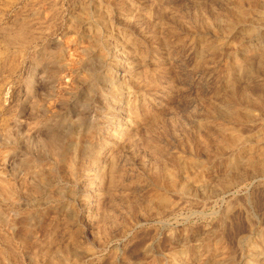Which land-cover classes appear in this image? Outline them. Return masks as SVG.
<instances>
[{
    "label": "rangeland",
    "instance_id": "obj_1",
    "mask_svg": "<svg viewBox=\"0 0 264 264\" xmlns=\"http://www.w3.org/2000/svg\"><path fill=\"white\" fill-rule=\"evenodd\" d=\"M16 6L6 14L0 7L5 28L24 33L0 63V125L18 121L13 142L0 141L2 264H264V0H19ZM35 6L43 14L22 19ZM73 39L82 43L66 48ZM92 43L104 58L84 52ZM58 53L81 73L61 78L56 63L44 62ZM85 72L107 74L116 85L110 89ZM65 118L93 126L89 135L79 127L63 138L95 145L85 157L75 154L73 169L47 143L62 138ZM120 122L126 131L118 139ZM232 130L239 141L229 147L223 138ZM33 164L43 165L42 175L30 174ZM113 176L120 177L116 187L109 184ZM91 177L98 183L93 189ZM6 186L15 202L4 200ZM162 196L166 206L156 202Z\"/></svg>",
    "mask_w": 264,
    "mask_h": 264
},
{
    "label": "bare ground",
    "instance_id": "obj_2",
    "mask_svg": "<svg viewBox=\"0 0 264 264\" xmlns=\"http://www.w3.org/2000/svg\"><path fill=\"white\" fill-rule=\"evenodd\" d=\"M18 1L19 0H0V7H2V9L5 11L6 9H8V8H10V7H14V6H16L17 4H18ZM234 1V0H233ZM260 1V0H259ZM88 2V1H87ZM37 3V2H36ZM110 3V2H109ZM223 4V3H222ZM229 4V3H228ZM232 4V3H231ZM33 5V4H32ZM92 5V4H91ZM37 6V5H36ZM36 6L35 7H33V8H31V9H29L27 12H25L26 14L25 15H23L24 17H22V19L23 18H34V17H38V16H40V15H42L43 14V12H41L40 11V7L39 8H36ZM89 6V5H88ZM134 6H136V5H134ZM17 7V6H16ZM26 7V6H25ZM50 7H51V5H50ZM56 7V6H55ZM60 7H61V5H60ZM246 7V6H245ZM52 8V7H51ZM57 8V7H56ZM55 8V9H56ZM108 8V7H107ZM224 8V7H223ZM24 9V8H23ZM42 9H43V7H42ZM53 9V8H52ZM105 9V8H104ZM103 9V10H104ZM3 10H0V63L3 61H5V59H6V56H7V54H8V52H9V49H10V46L12 47V44H15V43H17L18 41H19V39L20 40H23V42H24V39H22V38H24L23 36H24V33H22L23 31H21L22 30V28H20L21 30H18L17 32H12L13 30H10V29H7L8 27V23H6V21H3V19H5V18H3V15L4 14H2L1 13V11H3ZM63 10V9H62ZM106 10V9H105ZM249 10V9H248ZM252 10V9H251ZM43 11V10H42ZM45 12H46V10H44ZM84 11V10H83ZM94 11V10H93ZM137 11V10H136ZM230 11V10H229ZM23 12V11H22ZM44 12V13H45ZM138 12V11H137ZM4 13V12H3ZM97 13V12H96ZM5 14H6V11H5ZM56 14V13H55ZM86 16L87 15H89L90 14V12L89 11H86L85 13H84ZM95 14V13H94ZM223 14V13H222ZM237 14V13H236ZM240 14V13H239ZM53 15V14H52ZM97 14H95V16H96ZM134 15V14H133ZM238 15V14H237ZM241 15L243 16L244 14H242L241 13ZM257 15V14H256ZM85 16V17H86ZM90 16V15H89ZM91 16H92V14H91ZM98 16H99V14H98ZM123 16V15H122ZM242 16H240V17H242ZM246 16V15H245ZM45 17V16H44ZM92 17H94V16H92ZM247 17V16H246ZM45 18H47V15H46V17ZM218 18V17H217ZM226 18V17H225ZM236 18V17H235ZM15 19V18H14ZM38 19V18H37ZM108 19V18H107ZM247 19V18H246ZM28 20V19H27ZM206 21H207V19H205ZM232 20V19H231ZM14 21V20H13ZM18 21H20V18L19 17H17L16 19H15V22L16 23H18ZM93 21V20H92ZM96 27L95 28H101L103 25H104V21L102 20V18L100 19L99 17L98 18H96ZM212 21V20H211ZM210 21V22H211ZM32 22H34V21H32ZM39 22V21H38ZM54 22V21H53ZM84 22H85V20H84ZM114 22V21H113ZM140 22V21H139ZM228 22V21H227ZM6 23V24H5ZM20 23H21V21H20ZM31 23V22H30ZM43 23V22H42ZM44 23H45V21H44ZM43 23V24H44ZM12 24L14 25V23L12 22ZM11 24V25H12ZM82 24V23H81ZM133 24V23H132ZM185 24V23H184ZM227 24V23H226ZM235 24V23H234ZM5 25V26H4ZM23 25V27L25 26L24 25V23L22 24ZM29 25V24H28ZM45 25V24H44ZM59 25H61V24H59ZM111 25V24H110ZM127 25V24H126ZM130 25V24H129ZM178 25V24H177ZM196 25V24H195ZM207 25V24H206ZM216 25V24H215ZM218 25V24H217ZM220 25H221V23H220ZM19 26V25H18ZM21 26V25H20ZM30 26V25H29ZM36 26V25H35ZM38 26V25H37ZM40 26V25H39ZM38 26V27H39ZM52 26V25H51ZM200 26H201V24H200ZM5 27H7V28H5ZM10 27V26H9ZM12 27V26H11ZM214 27V26H213ZM221 27V26H220ZM14 28V27H13ZM30 28V27H29ZM36 28V27H35ZM40 28V27H39ZM59 28V27H58ZM84 28V27H83ZM225 28V27H224ZM223 28V29H224ZM258 28V27H257ZM15 29V28H14ZM38 29V28H37ZM168 29H170V28H168ZM197 29V28H196ZM242 29V28H241ZM40 30V29H39ZM41 30H42V33L44 32H48L49 33V31H46L43 27H41ZM67 30V29H66ZM92 30V29H91ZM122 30V29H121ZM140 30V29H139ZM175 30V29H174ZM205 30V29H204ZM217 30V29H216ZM221 30V29H220ZM35 31H37V30H35ZM79 31V30H78ZM106 31V30H105ZM223 31V30H222ZM29 32V31H28ZM55 32V31H54ZM130 32V31H129ZM141 32V31H140ZM143 32V31H142ZM253 32V31H252ZM171 33V32H170ZM220 33V32H219ZM27 34H29V33H27ZM31 34V33H30ZM173 34V33H172ZM96 35V34H95ZM251 35V34H250ZM27 36V35H26ZM168 36V35H167ZM224 36H225V33H224ZM243 36V35H242ZM246 36V35H245ZM36 37V36H35ZM48 37V36H47ZM62 37V36H61ZM229 37V36H228ZM27 38H30V37H27ZM32 38V37H31ZM30 38V39H31ZM100 38V37H99ZM169 38V37H168ZM35 39V38H34ZM64 39V38H63ZM173 39V38H172ZM32 40V39H31ZM30 40V41H31ZM98 40V39H97ZM198 40V39H197ZM52 41V40H51ZM101 41V40H100ZM170 41V40H169ZM71 42H72V44H71ZM71 42H69V41H65L64 43H65V47L66 48H69L71 45H79L80 43H82L81 42V40H79V39H73V41H71ZM93 42V41H92ZM96 42V41H95ZM30 43V42H29ZM166 43V42H165ZM164 43V44H165ZM210 43V42H209ZM21 44V43H20ZM87 44V43H86ZM98 44V43H97ZM103 44V43H102ZM175 44V43H174ZM18 45V44H17ZM82 45V44H81ZM27 46V45H26ZM106 46V45H105ZM37 47V46H36ZM57 47H58V44H57ZM78 47V46H77ZM83 47V46H82ZM23 48V47H22ZM98 46L96 45V44H91V45H89V46H87V47H84L83 49H84V52H86V53H88V55L90 56V58H91V56L93 55V54H95L98 58H100V59H102V58H104V54L101 52V51H99L98 50ZM170 48H172V47H170ZM17 49V48H16ZM82 49V50H83ZM167 49V48H166ZM212 49V48H211ZM216 49H218V48H216ZM237 49V48H236ZM29 50V49H28ZM57 50V49H56ZM169 50V49H168ZM201 50V49H200ZM199 50V51H200ZM213 50V49H212ZM54 51V50H53ZM60 51V50H59ZM123 51V50H122ZM140 51V50H139ZM232 51V50H231ZM61 52V51H60ZM82 52V51H81ZM149 52V51H148ZM212 52V51H211ZM229 52V51H228ZM62 53V52H61ZM66 53V52H65ZM69 53H71V51L69 52ZM68 53V54H69ZM214 53V52H213ZM20 54V53H19ZM48 54V53H47ZM82 54V53H81ZM116 54V53H115ZM159 54V53H158ZM24 55V54H23ZM49 55V54H48ZM78 55H79V52H78ZM119 55V54H118ZM144 55V54H143ZM146 55V54H145ZM170 55H171V53H170ZM242 55V54H241ZM85 56V55H84ZM203 56V55H202ZM202 56H200V57H202ZM222 56V55H221ZM10 57V56H9ZM12 57V56H11ZM16 57V56H15ZM29 57V56H28ZM88 57V56H87ZM111 57V56H110ZM151 57V56H150ZM218 57V56H217ZM14 58V57H13ZM31 58V57H30ZM68 58V57H67ZM66 58V59H67ZM70 58V57H69ZM141 58V57H140ZM139 58V59H140ZM264 58V57H263ZM8 59V58H7ZM65 59V57L64 56H61L60 55V53H58V55H54V56H47V58H45L44 59V62H46V63H49V62H52V63H56L57 64V66H59L58 67V69L57 70H59V72H58V75H60L61 76V78H68V76H69V79H70V77H72L74 74H77V73H81L80 71H78V70H75V68L72 66V65H70L69 64V61H67ZM74 59V58H73ZM72 59V60H73ZM86 59V58H85ZM123 59V58H122ZM16 60V59H15ZM129 60V59H128ZM8 61V60H7ZM19 61V60H18ZM85 61V60H84ZM155 61V60H154ZM37 62V61H36ZM17 63V62H16ZM22 64V63H21ZM87 64H88V62H87ZM98 64H99V61H98ZM153 64V63H152ZM46 65V64H45ZM55 65V64H54ZM89 65V64H88ZM77 66V65H76ZM75 66V67H76ZM80 66V65H79ZM78 66V67H79ZM93 66V65H92ZM98 66V65H97ZM135 66V65H134ZM142 66V65H141ZM147 66V65H146ZM153 66V65H152ZM155 66V65H154ZM160 66V65H159ZM86 67V66H85ZM128 67V66H127ZM259 67V66H258ZM50 68V67H49ZM52 68V67H51ZM50 68V69H51ZM77 68V67H76ZM91 68H93V67H91ZM109 68V67H108ZM137 68V67H136ZM146 68H148V66L146 67ZM261 68V67H260ZM3 69V68H2ZM19 69V68H18ZM98 69V68H97ZM151 69H153V67L151 68ZM157 69V68H156ZM254 69V68H253ZM11 70V69H10ZM55 70V69H54ZM56 70V71H57ZM93 70H96V69H93ZM142 70V69H141ZM146 70V69H145ZM259 70V69H258ZM261 70V69H260ZM3 71V70H2ZM129 71V70H128ZM155 71V70H154ZM45 72V71H44ZM83 72V71H82ZM100 72V71H99ZM99 72H92V73H88V75H87V73L85 72V74L90 78V80L92 79V81H95V82H97V83H100V82H103V81H105V82H107V84H108V86L110 87V89H113V87L116 85V83H115V81H114V79L113 78H111L110 76H108L107 74H99ZM144 72H146V71H144ZM42 73V72H41ZM108 73V72H107ZM57 73H55V75H56ZM84 74V73H83ZM130 74V73H129ZM136 74V73H135ZM138 74V73H137ZM134 75V74H133ZM165 75V74H164ZM43 76V75H42ZM59 76V77H60ZM78 76H80V75H78ZM139 76V75H138ZM144 76V75H143ZM81 77H82V75H81ZM154 77V76H153ZM53 78V77H52ZM74 78V77H73ZM78 78V77H77ZM144 78V77H143ZM40 79V78H39ZM54 79V78H53ZM53 79H50V80H53ZM59 79V78H58ZM145 79H146V76H145ZM144 79V80H145ZM49 80V81H50ZM65 80V79H64ZM78 80V79H77ZM80 80V79H79ZM116 80V79H115ZM254 80V79H253ZM46 81V80H45ZM44 81V82H45ZM67 81V80H66ZM71 81H73V80H71ZM141 81V80H140ZM150 81V80H149ZM155 81V80H154ZM47 82V81H46ZM120 82V81H119ZM135 82V81H134ZM50 83V82H49ZM82 83V82H81ZM80 83V84H81ZM118 83V82H117ZM123 83H124V81H123ZM63 84V83H62ZM72 84V83H71ZM95 83H93V85H94ZM102 84V83H101ZM104 84V83H103ZM103 84H102V86H103ZM107 84H106V86H107ZM42 85V84H41ZM52 85V84H51ZM59 85V84H58ZM76 85V84H75ZM119 85H121V84H119ZM145 85V84H144ZM147 85V84H146ZM145 85V86H146ZM44 86V85H43ZM48 86V85H47ZM66 86V85H65ZM98 86V85H97ZM100 86V85H99ZM98 86V87H99ZM105 86V85H104ZM103 86V87H104ZM118 86V85H117ZM116 86V87H117ZM143 86V85H142ZM179 86V85H178ZM241 86V85H240ZM248 86V85H247ZM52 87V86H51ZM54 87V86H53ZM70 87V86H69ZM124 87V86H123ZM139 87H140V85H139ZM154 87V86H153ZM156 87V86H155ZM58 88V87H57ZM101 88V87H100ZM127 88V87H126ZM125 88V89H126ZM231 88V87H230ZM229 88V89H230ZM50 89V88H49ZM48 89V90H49ZM115 89V88H114ZM161 89V88H160ZM72 90V89H71ZM232 90V89H231ZM242 90V89H241ZM51 90H49V92H50ZM92 91V90H91ZM106 91V90H105ZM110 91V90H109ZM244 91V90H243ZM48 92V93H49ZM64 92V91H63ZM84 92V91H83ZM225 92V91H224ZM8 93V92H7ZM28 93V92H27ZM37 93V92H36ZM60 93V92H59ZM102 93V92H101ZM103 93H105V92H103ZM110 93H112V92H110ZM116 93V92H115ZM178 93V92H177ZM243 93V92H242ZM29 94H30V92H29ZM28 94V95H29ZM33 94V93H32ZM109 94V93H108ZM239 94V93H238ZM44 95V94H43ZM46 95V94H45ZM53 95V94H52ZM88 94H86V96H87ZM103 95H105V94H102V96ZM117 95V94H116ZM243 95V94H242ZM29 96H31V95H29ZM37 96H39V95H37ZM42 96V95H41ZM71 96V95H70ZM90 96V95H89ZM99 96V95H98ZM107 96V95H106ZM105 96V97H106ZM112 96V95H111ZM25 97V96H24ZM28 97V96H27ZM47 97V96H46ZM59 97V96H58ZM61 97V96H60ZM75 97V96H74ZM109 97V96H108ZM113 97V96H112ZM222 97V96H221ZM260 97V96H259ZM37 98V97H36ZM48 98V97H47ZM55 98V97H54ZM65 98V97H64ZM29 99V98H28ZM51 99V98H50ZM61 99V98H60ZM66 99V98H65ZM107 99H109V98H107ZM226 99V98H225ZM245 99V98H244ZM251 99V98H250ZM255 99V98H254ZM37 100V99H36ZM64 100V99H63ZM256 100V99H255ZM6 101V100H5ZM22 101V100H21ZM38 101V100H37ZM41 101H43V100H41ZM52 101V100H51ZM69 101V100H68ZM85 101V100H84ZM88 101V100H87ZM225 101V100H224ZM248 101V100H247ZM251 101H252V99H251ZM53 102H54V99H53ZM59 102V101H58ZM98 102V101H97ZM104 102V101H103ZM110 102L112 103V101L110 100ZM109 102V103H110ZM136 102V101H135ZM229 102V101H228ZM231 102V101H230ZM242 102V101H241ZM43 103V102H42ZM48 103V102H47ZM100 103V102H99ZM98 103V104H99ZM105 103V102H104ZM132 103V102H131ZM87 104V103H86ZM85 104V105H86ZM7 105V104H6ZM30 105V104H29ZM28 105V106H29ZM35 105V104H34ZM135 105V104H134ZM10 106V105H9ZM32 106V105H31ZM62 106V105H61ZM1 107V106H0ZM16 107V106H15ZM87 107V106H86ZM216 107H217V105H216ZM222 107V106H221ZM31 108H33V107H31ZM39 108V107H38ZM45 108V107H44ZM47 108V107H46ZM49 108V107H48ZM54 108V107H53ZM53 108H52V111H54L53 110ZM92 108V107H91ZM118 108V110H122L123 109V106H118L117 107ZM125 108V107H124ZM126 108H127V106H126ZM134 108V107H133ZM223 108V107H222ZM1 109V108H0ZM34 109V108H33ZM98 109V108H97ZM105 109H106V107H105ZM212 109V108H211ZM224 109V108H223ZM230 109H232V108H230ZM229 108L227 109V110H229V111H231L232 112V110H230ZM18 110V109H17ZM20 110V109H19ZM36 110V109H35ZM84 110V109H83ZM86 110V109H85ZM117 110V109H116ZM117 110V111H118ZM128 110V109H127ZM226 110V111H227ZM33 111V110H32ZM49 111V110H48ZM98 111V110H97ZM100 111V110H99ZM98 111V112H99ZM217 111V110H216ZM220 111L221 110H219V113H220ZM240 111V110H239ZM12 112V111H11ZM20 112V111H19ZM30 112H31V110H30ZM45 112V111H44ZM46 112H47V110H46ZM56 112V111H55ZM69 112V111H68ZM84 112V111H83ZM110 112V111H109ZM22 113V112H21ZM221 113H223V111L221 112ZM224 113H225V110H224ZM230 113V112H229ZM12 114V113H11ZM20 114V113H19ZM52 114H53V112H52ZM63 114V113H62ZM76 114V113H75ZM125 114V113H124ZM213 114V113H212ZM231 114V113H230ZM229 114V115H230ZM243 114H244V112H243ZM246 114V113H245ZM253 114V113H252ZM38 115V114H37ZM43 115H45V114H43ZM50 115V114H49ZM80 115V114H79ZM129 115V114H128ZM130 115H131V113H130ZM214 115V114H213ZM224 115V114H223ZM29 116H31V115H29ZM42 116V115H41ZM51 116V115H50ZM64 116V115H63ZM85 116V115H84ZM162 116V115H161ZM19 117V116H18ZM33 117V116H32ZM34 117H36V116H34ZM43 117V116H42ZM41 117V118H42ZM9 118V117H8ZM56 118V117H55ZM69 118V117H68ZM128 118V117H127ZM154 118V117H153ZM152 118V119H153ZM256 118V117H255ZM6 119V118H5ZM138 119V118H137ZM157 119H159V118H157ZM156 119V120H157ZM12 120V119H11ZM10 120V121H11ZM14 120V119H13ZM21 120V119H20ZM34 120V119H33ZM91 120V119H90ZM101 120V119H100ZM51 121V120H50ZM63 121V123H62V126L60 127V132H61V139L59 138V139H54L53 137L52 138H50V139H48L47 140V143L50 145V147L51 148H53L52 150H55L56 151V155H58L59 157V159H60V161L61 162H63V165L64 164H66L65 165V167L67 168H69V169H73L74 168V166L76 165V163H75V161H76V158L77 157H75L78 153H81L80 154V156H82V154H83V156L85 155V156H87V154L88 153H91V152H89V149H91L90 147H93L94 148V146H90V147H88V146H86L85 144H80V142H76L75 140H73V141H75L73 144L72 143H70V142H65V140H63V138L66 136H68L69 134H71L74 130H77L79 127H82V128H79V130H81V131H83V134H82V136L83 135H89V133L91 134V131H93V126H88L87 124H85V123H77L76 121H73V120H71V119H63L62 120ZM78 121H79V116H78ZM37 122V121H36ZM151 122V121H150ZM152 122H153V120H152ZM32 123H34V122H32ZM130 123V122H129ZM158 123V122H157ZM264 123V122H263ZM12 124H15V125H17L18 124V121L16 120V118H15V120L14 121H11V122H7V121H5V122H3V124L1 123V125H0V141L2 142L1 144H4V143H7L8 141H10V142H13L12 140H11V138L12 137H14V136H11L12 135V132H13V130H12ZM30 124V123H29ZM39 124V123H38ZM44 124V123H43ZM126 124V123H125ZM159 124V123H158ZM92 125V124H91ZM110 125V124H109ZM118 125V124H117ZM124 124L123 123H121L120 122V124H119V126H123ZM128 125V124H127ZM30 126V125H29ZM38 126V125H37ZM236 126V125H235ZM50 127V126H49ZM52 127V126H51ZM101 127V126H100ZM152 127V126H151ZM31 128V127H30ZM95 128V127H94ZM114 128V127H113ZM24 129H25V127H24ZM29 129V128H28ZM47 129V128H46ZM115 129V128H114ZM155 129H156V127H155ZM256 129V128H255ZM30 130V129H29ZM112 130V129H111ZM110 130V131H111ZM224 130H226V128L224 129ZM17 131H18V129H17ZM47 131H49V130H47ZM46 131V132H47ZM125 128L124 127H122V129L119 127H117L116 128V130H115V137H117L118 139L119 138H121L122 136H123V134L125 133ZM150 131V130H149ZM157 131V130H156ZM161 131V130H160ZM211 131V130H210ZM209 131V132H210ZM222 131V130H221ZM231 131V130H230ZM229 131V132H230ZM233 131H235V130H232V132H231V134H229L231 137L228 139V141L227 140H225L224 138H223V140H224V142H225V144L227 145V146H229V147H234L236 144H237V142L239 141V135L237 134V133H235V132H233ZM26 132V131H25ZM52 132V131H51ZM63 132V133H62ZM78 132V131H77ZM112 132H114V131H112ZM112 132H110V134L112 133ZM146 132V131H145ZM147 132H148V130H147ZM159 132V131H158ZM220 132V131H219ZM242 132H244V131H242ZM105 133H107L106 131H105ZM160 134H161V132H159ZM204 133H205V131H204ZM223 133L224 132H222V135H223ZM27 134V133H26ZM36 134V133H35ZM53 134V133H52ZM57 134V133H56ZM107 134H109V133H107ZM146 134V133H145ZM148 134V133H147ZM220 134V133H219ZM228 134V132L226 133L225 132V134H224V136L226 137V135ZM264 134V133H263ZM23 135V134H22ZM21 135V136H22ZM28 135H30V134H28ZM55 135V134H54ZM58 135V134H57ZM149 135H150V133H149ZM153 135V134H152ZM222 135H221V137H222ZM24 136V135H23ZM46 136V135H45ZM48 136V135H47ZM81 136V135H80ZM151 136V135H150ZM208 136V135H207ZM260 136V135H259ZM91 137V136H90ZM145 137V136H144ZM152 137V136H151ZM161 137V136H160ZM229 137V136H228ZM261 137H262V135H261ZM78 139H79V137H77ZM227 138V137H226ZM258 138V137H257ZM17 139V138H16ZM77 139V140H78ZM82 139V138H81ZM81 139H79V140H81ZM93 139V138H92ZM142 139V138H141ZM144 139V138H143ZM213 139V138H212ZM15 140V139H14ZM145 140V139H144ZM245 140H247V139H245ZM264 140V139H263ZM41 141V140H40ZM117 141V140H116ZM147 141V140H146ZM26 142V141H25ZM82 142H84V141H82ZM137 142V141H136ZM148 142V141H147ZM247 142H248V140H247ZM257 142V141H256ZM9 143V142H8ZM27 143V142H26ZM84 143H86V142H84ZM135 143V142H134ZM139 143H140V141H139ZM200 143H201V141H200ZM22 144V143H21ZM31 144V143H30ZM38 144V143H37ZM40 144V143H39ZM150 144H151V142H150ZM202 144V143H201ZM240 144V143H239ZM24 145H26L25 143H24ZM48 145V146H49ZM93 145V144H92ZM133 145V144H132ZM148 145V144H147ZM243 145H244V147H246V145H245V143H243ZM11 146V145H10ZM28 146H29V144H28ZM44 146V145H43ZM124 146V145H123ZM152 146H154V145H152ZM189 146H191V145H189ZM216 146V145H215ZM250 146V145H249ZM33 147V146H32ZM155 147V146H154ZM12 148V147H11ZM23 148V147H22ZM46 148V147H45ZM145 148V147H144ZM148 148H149V146H148ZM151 148V147H150ZM160 148V147H159ZM40 149V148H39ZM154 149V148H153ZM152 149V150H153ZM10 150V149H9ZM29 150V149H28ZM31 150V149H30ZM45 150V149H44ZM50 150V149H49ZM91 150H94V149H91ZM121 150V149H120ZM130 150V149H129ZM149 150V149H148ZM160 150V149H159ZM163 150V149H162ZM236 150V149H235ZM247 150V149H246ZM41 151V150H40ZM94 152V151H93ZM119 152V151H118ZM127 152V151H126ZM136 152V151H135ZM220 152V151H219ZM241 152V151H240ZM262 152V151H261ZM210 153V152H209ZM39 154V153H38ZM76 154V155H75ZM96 154V153H95ZM117 154V153H116ZM133 154V153H132ZM254 154V153H253ZM43 155V154H42ZM153 155V154H152ZM237 155V154H236ZM77 156H79V154L77 155ZM84 156V157H85ZM91 156H93V155H90V157ZM173 156V155H172ZM178 156V155H177ZM242 156V158H244V156L243 155H241ZM33 157V156H32ZM45 157V156H44ZM50 157H51V154H50ZM156 157V156H155ZM165 157H167V156H165ZM175 157V156H174ZM1 158H2V156H1ZM53 158V157H52ZM87 158H89V156L87 157ZM118 158V157H117ZM172 158V157H171ZM178 158H179V156H178ZM250 158V159H249ZM248 158V160L250 161L251 160V157H249ZM12 159V158H11ZM102 159V158H101ZM110 159V158H109ZM159 159V158H158ZM3 160H5V159H3ZM22 160V159H21ZM111 160V159H110ZM113 160V159H112ZM169 161H170V158L168 159ZM180 160H181V158H180ZM185 160V159H184ZM209 160H211V159H209ZM245 160V159H244ZM244 160H242V162L244 161ZM26 161V160H25ZM24 161V162H25ZM32 161V160H31ZM40 161V160H39ZM106 161V160H105ZM17 162V161H16ZM23 162V161H22ZM23 162V163H24ZM29 162V161H28ZM53 162V161H52ZM102 162V161H101ZM160 162V161H159ZM188 162V161H187ZM211 162V161H210ZM241 161H240V158L238 157V156H234L232 159H231V161H230V164H231V167H239L238 165H240L241 163H240ZM251 162H253V161H251ZM26 163V162H25ZM31 163V162H30ZM33 163H36V161H33ZM37 163H38V161H37ZM95 163V162H94ZM93 163V164H94ZM111 163V162H110ZM163 163H165V162H163ZM240 163V164H239ZM14 164V163H13ZM57 164V163H56ZM75 164V165H74ZM158 164V163H157ZM167 164V163H166ZM15 165V164H14ZM30 165V164H29ZM42 164H33V166H31L30 167V174H34V175H38V174H43V172L45 171V169H44V167H43V165L41 166ZM120 165V164H119ZM189 165V164H188ZM24 166V165H23ZM22 166V167H23ZM98 166H99V164H98ZM125 166V165H124ZM155 166V165H154ZM90 167H92V166H90ZM111 167V166H110ZM14 168V167H13ZM18 168V167H17ZM65 168V169H66ZM76 168V167H75ZM127 168V167H126ZM134 168V167H133ZM155 168V167H154ZM159 168H160V166H159ZM19 169V168H18ZM44 169V171H42ZM117 169V168H116ZM119 169V168H118ZM132 169V168H131ZM190 169V168H189ZM5 170H6V168H5ZM5 170H3V171H5ZM12 170V169H11ZM24 170V169H23ZM51 170V169H50ZM86 170V169H85ZM133 170H135V169H133ZM156 170V169H155ZM2 171V170H1ZM17 171V170H16ZM27 171V170H26ZM59 171V170H58ZM68 171V170H67ZM132 171V170H131ZM136 171V170H135ZM152 171V170H151ZM6 172H7V170H6ZM29 172V171H28ZM47 172V171H46ZM70 172V171H69ZM72 172H74V171H72ZM117 172H119V170L117 171ZM138 172V171H137ZM192 172V171H191ZM198 172V171H197ZM253 172V171H252ZM15 173V172H14ZM62 173V172H61ZM134 173V172H133ZM263 173V172H262ZM7 174V173H6ZM10 174V173H9ZM53 174H54V171H53ZM55 174H56V172H55ZM86 174V173H85ZM90 174V173H89ZM119 174H120V172H119ZM131 174V173H130ZM176 174V173H175ZM240 174V173H239ZM12 175V174H11ZM132 175V174H131ZM130 175V176H131ZM192 175V174H191ZM221 175V174H220ZM89 176V175H88ZM117 176V175H116ZM118 176H120V175H118ZM122 176V175H121ZM129 176V175H128ZM167 176H168V174H167ZM170 176V175H169ZM213 176V175H212ZM240 176V175H239ZM37 177V176H36ZM35 177V178H36ZM58 177V176H57ZM56 177V178H57ZM69 177V176H68ZM90 177V176H89ZM114 177V176H113ZM132 177H134V176H132ZM242 177V176H241ZM5 178H7V177H5ZM34 178V177H33ZM54 178V177H53ZM84 178V177H83ZM86 178V177H85ZM109 178V177H108ZM121 178H123V177H121ZM126 178H128V177H126ZM13 179V178H12ZM18 179V178H17ZM21 179V178H20ZM40 179V178H39ZM38 179V180H39ZM41 179L42 180H45V177L44 176H41ZM68 179V178H67ZM91 179H92V177H91ZM90 179V182L91 183H93V184H91L90 185V188L89 189H93V188H95L97 185H98V183H96V180H91ZM124 179V178H123ZM174 179V178H173ZM243 179H244V177H243ZM242 179V180H243ZM31 180V179H30ZM53 180V179H52ZM55 180V179H54ZM72 180V179H71ZM86 180V179H85ZM109 180V179H108ZM119 180H120V177H114V178H111V180H110V182H109V184L110 185H113L114 184V186H115V184H118V182H119ZM229 181H228V183L230 182V180L231 179H228ZM2 181V180H1ZM36 181V180H35ZM81 181V180H80ZM136 181V180H135ZM249 181V180H248ZM13 182V181H12ZM22 182V181H21ZM23 182H24V180H23ZM43 182H45V181H43ZM106 182V181H105ZM141 182V181H140ZM227 182V181H226ZM6 183H8V182H6ZM46 183V182H45ZM49 183V182H48ZM85 183V182H84ZM127 183V182H126ZM144 183V182H143ZM214 183V182H213ZM39 184V183H38ZM50 184V183H49ZM227 184V183H226ZM232 184L234 185V182H232ZM0 185H1V183H0ZM21 185H23V184H21ZM37 185V184H36ZM89 185V184H88ZM119 185V184H118ZM123 185V184H122ZM142 185V184H141ZM211 185V184H210ZM227 185H230V184H227ZM2 186V185H1ZM4 186V185H3ZM13 186V185H12ZM32 186V185H31ZM83 186V185H82ZM124 186V185H123ZM212 186V185H211ZM223 186V185H222ZM5 187V186H4ZM8 186H6V188H7ZM19 187V186H18ZM30 187V186H29ZM28 187V188H29ZM42 187V186H41ZM112 187V186H111ZM116 187V186H115ZM197 187V186H196ZM6 188H4V190L6 189ZM13 188V187H12ZM11 188V189H12ZM32 188V187H31ZM133 188V187H132ZM211 188V187H210ZM217 188V187H216ZM3 189V188H2ZM8 189H10V188H7V190H5V191H7L6 192V194H5V197H4V200H5V198H6V196H8L6 199H8L7 201H11L12 199H10V198H12L11 197V195H12V193H11V190H8ZM24 189V188H23ZM131 189V188H130ZM220 189V188H219ZM20 190V189H19ZM32 190V189H31ZM34 190V189H33ZM35 190L37 191H39V189L36 187L35 188ZM75 190V189H74ZM192 190V189H191ZM4 191V192H5ZM12 191H14V190H12ZM24 191V190H23ZM86 191H87V189H86ZM106 191H108V190H106ZM1 192H3V190L1 191ZM28 192V191H27ZM43 192V191H42ZM51 192V191H50ZM71 192V191H70ZM93 192V191H92ZM14 193V192H13ZM33 193V192H32ZM41 193V192H40ZM55 193V192H54ZM69 193V192H68ZM106 193V192H105ZM109 193V192H108ZM113 193V192H112ZM224 193V192H223ZM1 194V193H0ZM144 194V193H143ZM4 195V194H3ZM3 195H1V196H3ZM25 195H26V193H25ZM38 195V194H37ZM54 195H56V194H54ZM70 195V194H69ZM106 195V194H105ZM113 195V194H112ZM117 195V194H116ZM115 195V196H116ZM197 195V194H196ZM226 195V194H225ZM61 196V195H60ZM118 196V195H117ZM122 196V195H121ZM174 196V195H173ZM218 196V195H217ZM10 197V198H9ZM56 197V196H55ZM122 197H125L124 195L122 196ZM133 197V196H132ZM135 197V196H134ZM1 199H2V197H0ZM136 198V197H135ZM70 199V198H69ZM174 199V198H173ZM223 199V198H222ZM53 200V199H52ZM93 200V199H92ZM111 200V199H110ZM12 201H14V200H12ZM20 201V200H19ZM94 201V200H93ZM115 201V200H114ZM137 201V200H136ZM139 201V200H138ZM137 201V202H138ZM145 201V200H144ZM152 201V200H151ZM15 202V201H14ZM18 202V201H17ZM26 202V201H25ZM40 202V201H39ZM46 202H48V201H46ZM45 202V203H46ZM136 202V203H137ZM150 202V201H149ZM156 202H158V204H160L161 206H166V204H167V199H166V197H164V196H162V197H159L158 198V200L156 201ZM3 203V202H2ZM142 203H143V201H142ZM147 203H148V201H147ZM146 203V204H147ZM22 204V203H21ZM37 204V203H36ZM48 204V203H47ZM103 204H104V202H103ZM140 204V203H139ZM170 204V203H169ZM215 204V203H214ZM27 205H28V203H27ZM105 205V204H104ZM149 205V204H148ZM94 206V205H93ZM111 206V205H110ZM123 206H125L124 204H123ZM122 206V207H123ZM121 207V206H120ZM126 207V206H125ZM132 207V206H131ZM134 207V206H133ZM132 207V208H133ZM137 207V206H136ZM90 208V207H89ZM114 208H115V206H114ZM127 208V207H126ZM76 209V208H75ZM135 209V208H134ZM139 209H141V208H139ZM167 209V208H166ZM4 210V209H3ZM9 210V209H8ZM31 210V209H30ZM115 210V209H114ZM133 210V209H132ZM169 210V209H168ZM249 210V209H248ZM5 211V210H4ZM117 211V210H116ZM122 211H124V210H122ZM170 211V210H169ZM202 211V210H201ZM99 212V211H98ZM103 212V211H102ZM152 212V211H151ZM26 213H28V212H26ZM111 213V212H110ZM120 213H121V211H120ZM123 213V212H122ZM121 213V214H122ZM158 213V212H157ZM169 213V212H168ZM186 213V212H185ZM194 213V212H193ZM3 214V213H2ZM2 214H1V211H0V220H2V221H4L5 222V220H3V218L4 217H2ZM20 214V213H19ZM29 214H30V212H29ZM116 214H118V213H116ZM133 214H135V213H133ZM201 214V213H200ZM15 215H16V213H15ZM34 215V214H33ZM144 215V214H143ZM161 215V214H160ZM238 215V214H237ZM92 216V215H91ZM107 216V215H106ZM236 216V215H235ZM76 217V216H75ZM97 217V216H96ZM105 217V216H104ZM117 217V216H116ZM120 217V216H119ZM118 217V218H119ZM131 217V216H130ZM148 217V216H147ZM17 218V217H16ZM102 218H103V216H102ZM113 218H114V216H113ZM189 218V217H188ZM6 219V218H5ZM105 219V218H104ZM107 219V218H106ZM78 220V219H77ZM94 220V219H93ZM135 220V219H134ZM232 220V219H231ZM1 221V222H2ZM22 221V220H21ZM21 221H20V223H21ZM39 221H40V219H39ZM38 221V222H39ZM122 221V220H121ZM175 221V220H174ZM19 222V221H18ZM109 222V221H108ZM117 222V221H116ZM123 222V221H122ZM227 222V221H226ZM26 223H28V222H26ZM91 223V222H90ZM104 223V222H103ZM120 223V222H119ZM97 224V223H96ZM109 224V223H108ZM31 225H32V223H31ZM114 225H115V223H114ZM110 226V225H109ZM117 226V225H116ZM131 226V225H130ZM45 227V226H44ZM95 227V226H94ZM114 227V226H113ZM121 227V226H120ZM8 228H9V226H8ZM14 228V227H13ZM28 228V227H27ZM109 228V227H108ZM234 228V227H233ZM69 229V228H68ZM6 230V229H5ZM27 230H29V228L27 229ZM31 230V229H30ZM33 230V229H32ZM43 230V229H42ZM22 231V230H21ZM24 231V230H23ZM99 231V230H98ZM251 231V230H250ZM7 232H9L8 230H7ZM80 232V231H79ZM78 232V233H79ZM126 232V231H125ZM11 233V232H10ZM28 233V232H27ZM33 233H34V230H33ZM94 233V232H93ZM105 233V232H104ZM1 234V233H0ZM108 234V233H107ZM3 235V234H2ZM17 235V234H16ZM23 235V234H22ZM28 235L30 236V231H29V233H28ZM31 235H32V233H31ZM134 235V234H133ZM20 236V235H19ZM36 236V235H35ZM61 236V235H60ZM107 236V235H106ZM109 236H110V234H109ZM1 237V236H0ZM31 237V236H30ZM36 238V237H35ZM110 238V237H109ZM2 239V238H1ZM6 239V238H5ZM105 239V238H104ZM113 240V239H112ZM6 242V241H5ZM70 242V241H69ZM197 242V241H196ZM32 244V243H31ZM58 245V244H57ZM60 245H61V243H60ZM104 245V244H103ZM6 246H8V245H6ZM13 247V246H12ZM64 247V246H63ZM62 247V248H63ZM181 247V246H180ZM10 248H11V246H10ZM61 248V249H62ZM65 248V247H64ZM12 249V248H11ZM92 249V248H91ZM31 250V249H30ZM33 250V249H32ZM63 250V249H62ZM93 251V250H92ZM92 251H90L89 253H88V256H89V254H92L91 252ZM33 252V251H32ZM53 252V251H52ZM64 252V251H63ZM88 252V251H87ZM94 252H95V249H94V251H93V254H94ZM123 252V251H122ZM66 253V252H65ZM65 253H63V254H65ZM72 253H74V252H72ZM4 254V253H3ZM60 254H62V253H60ZM67 254V253H66ZM65 254V255H66ZM112 254V253H111ZM115 254V253H114ZM113 254V255H114ZM11 255V254H10ZM17 255V254H16ZM20 255V254H19ZM68 255V254H67ZM53 256V255H52ZM60 256V255H59ZM62 256V258L64 259V257H63V255H61ZM60 256V257H61ZM69 256V255H68ZM13 257V256H12ZM33 257V256H32ZM58 257V256H57ZM60 257H58V258H60ZM85 257V256H84ZM110 257H111V255H110ZM255 257V254L254 253H252L251 254V258L253 259ZM10 258V257H9ZM29 258V257H28ZM86 258H87V256H86ZM21 259V258H20ZM31 259V258H30ZM45 259V258H44ZM56 258H54V260H55ZM63 259H61L62 261H63ZM28 260V259H27ZM73 260V259H72ZM78 260H81L80 258H79V256H78ZM4 261V260H3ZM22 261V260H21ZM32 262V261H31ZM39 262V261H38ZM49 262V261H48ZM58 262H60V260L59 261H57V263ZM78 262H80V261H76V263L78 264ZM54 264H55V262H53ZM81 263V262H80ZM89 263V262H88ZM0 264H2V259H0ZM3 264H5V263H3ZM46 264V263H45Z\"/></svg>",
    "mask_w": 264,
    "mask_h": 264
}]
</instances>
